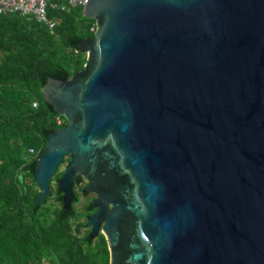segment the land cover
I'll use <instances>...</instances> for the list:
<instances>
[{"label":"water","instance_id":"1","mask_svg":"<svg viewBox=\"0 0 264 264\" xmlns=\"http://www.w3.org/2000/svg\"><path fill=\"white\" fill-rule=\"evenodd\" d=\"M83 70L49 78L67 125L35 181L71 211L87 181L90 238L110 264H264V0H88Z\"/></svg>","mask_w":264,"mask_h":264},{"label":"trees","instance_id":"2","mask_svg":"<svg viewBox=\"0 0 264 264\" xmlns=\"http://www.w3.org/2000/svg\"><path fill=\"white\" fill-rule=\"evenodd\" d=\"M54 18L57 26L50 30L19 15H0V264H110L105 236L93 240L86 229L97 210L93 199L76 207L81 195H89L83 179L75 185L71 211L63 208L58 187L61 166L50 181L52 194L35 205L41 194L35 172L47 134L67 125L64 118L57 124L59 115L41 89L49 78L65 81L84 69L87 54L80 48L94 35L95 21L82 9L55 12Z\"/></svg>","mask_w":264,"mask_h":264},{"label":"built area","instance_id":"3","mask_svg":"<svg viewBox=\"0 0 264 264\" xmlns=\"http://www.w3.org/2000/svg\"><path fill=\"white\" fill-rule=\"evenodd\" d=\"M88 0H0V15H19L28 20H35L45 24L50 30H54L57 22L54 18L55 12L70 13L75 9H82L87 5ZM96 24L91 31L95 33ZM37 108L38 104L35 103ZM57 124L62 126L64 119L58 116ZM34 151L31 150V153Z\"/></svg>","mask_w":264,"mask_h":264},{"label":"rangeland","instance_id":"4","mask_svg":"<svg viewBox=\"0 0 264 264\" xmlns=\"http://www.w3.org/2000/svg\"><path fill=\"white\" fill-rule=\"evenodd\" d=\"M67 165H68V162L63 163V164L61 165V167H60V172L65 171ZM86 184H87V181L84 180V182L82 183V186H86ZM54 185L56 186V183H55V182H54ZM78 191H80L79 188H78ZM94 198H95V195H94V194H89L88 196H83V195H81V202H80L79 204H77L76 207H77L79 210H81V209L84 207V205H85L90 199H94Z\"/></svg>","mask_w":264,"mask_h":264},{"label":"flooded vegetation","instance_id":"5","mask_svg":"<svg viewBox=\"0 0 264 264\" xmlns=\"http://www.w3.org/2000/svg\"><path fill=\"white\" fill-rule=\"evenodd\" d=\"M87 185V184H86ZM90 230V229H89Z\"/></svg>","mask_w":264,"mask_h":264}]
</instances>
